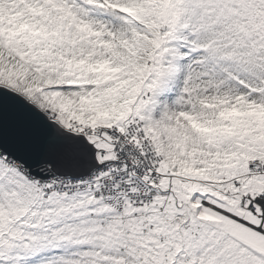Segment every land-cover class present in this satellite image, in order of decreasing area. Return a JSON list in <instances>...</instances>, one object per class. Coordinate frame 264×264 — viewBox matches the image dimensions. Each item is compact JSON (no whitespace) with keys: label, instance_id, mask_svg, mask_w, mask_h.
<instances>
[{"label":"snow or ice","instance_id":"obj_1","mask_svg":"<svg viewBox=\"0 0 264 264\" xmlns=\"http://www.w3.org/2000/svg\"><path fill=\"white\" fill-rule=\"evenodd\" d=\"M0 264H264V0H0Z\"/></svg>","mask_w":264,"mask_h":264}]
</instances>
